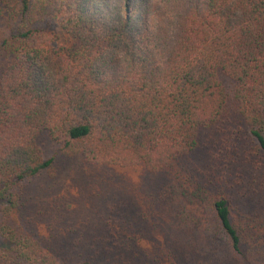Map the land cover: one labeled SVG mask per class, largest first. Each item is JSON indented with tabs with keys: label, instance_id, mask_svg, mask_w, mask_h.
Wrapping results in <instances>:
<instances>
[{
	"label": "trees",
	"instance_id": "obj_1",
	"mask_svg": "<svg viewBox=\"0 0 264 264\" xmlns=\"http://www.w3.org/2000/svg\"><path fill=\"white\" fill-rule=\"evenodd\" d=\"M15 1L0 264H264V0ZM61 160L115 177L69 204Z\"/></svg>",
	"mask_w": 264,
	"mask_h": 264
},
{
	"label": "rangeland",
	"instance_id": "obj_2",
	"mask_svg": "<svg viewBox=\"0 0 264 264\" xmlns=\"http://www.w3.org/2000/svg\"><path fill=\"white\" fill-rule=\"evenodd\" d=\"M15 4V0H12ZM6 30V21L0 19V37L2 36L3 32ZM1 62V60H0ZM264 161V156L259 155ZM198 161L197 165L201 166V162L203 161L201 158ZM76 173H70L68 171V164L67 162L61 160L60 167H59V175L60 179L57 184H59V198L60 200L64 198L69 204H74L77 206H92L93 196L90 194L91 186H95L97 182V178L100 181L110 182V180L115 177L113 174L106 172L105 169L97 168L91 169L90 171H86V169L79 167L76 170ZM197 171V170H196ZM102 175L101 176H99ZM97 177V178H95ZM68 181V184H67ZM58 198V200H59ZM2 207L0 204V227H1V220H2ZM8 247L7 242L1 237L0 233V249Z\"/></svg>",
	"mask_w": 264,
	"mask_h": 264
}]
</instances>
